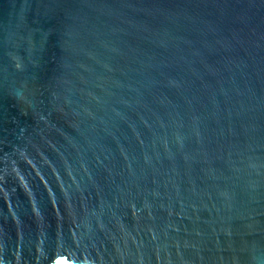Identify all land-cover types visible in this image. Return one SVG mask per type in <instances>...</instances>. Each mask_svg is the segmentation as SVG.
Instances as JSON below:
<instances>
[{
  "label": "water",
  "instance_id": "1",
  "mask_svg": "<svg viewBox=\"0 0 264 264\" xmlns=\"http://www.w3.org/2000/svg\"><path fill=\"white\" fill-rule=\"evenodd\" d=\"M0 264H264V0H0Z\"/></svg>",
  "mask_w": 264,
  "mask_h": 264
}]
</instances>
